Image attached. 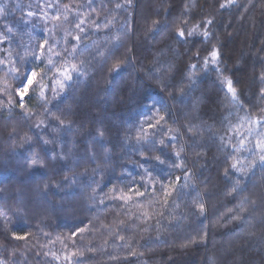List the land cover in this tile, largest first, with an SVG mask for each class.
Returning <instances> with one entry per match:
<instances>
[{
	"label": "trees",
	"instance_id": "obj_1",
	"mask_svg": "<svg viewBox=\"0 0 264 264\" xmlns=\"http://www.w3.org/2000/svg\"><path fill=\"white\" fill-rule=\"evenodd\" d=\"M261 156L264 0H0V264H264Z\"/></svg>",
	"mask_w": 264,
	"mask_h": 264
},
{
	"label": "snow or ice",
	"instance_id": "obj_2",
	"mask_svg": "<svg viewBox=\"0 0 264 264\" xmlns=\"http://www.w3.org/2000/svg\"><path fill=\"white\" fill-rule=\"evenodd\" d=\"M179 35L183 36V32H180ZM189 35H191V33H189ZM75 39L78 40L79 37H75ZM45 43H47V42H45ZM41 48H43V45L41 46ZM49 51H51V49H49ZM212 56H213V59H215L216 53L213 52ZM75 70H76V68H75V66H73V71H75ZM114 70L119 71V67H116ZM37 76H38V73L31 72L30 74H26L24 76V78L21 80L20 91H18V94L21 95V98L23 97L24 94L27 93L28 88L33 84L34 79ZM17 78H19V77H17ZM65 79H71V76L66 75ZM36 83H38V80L36 81ZM227 84H228V91L232 93V98H233V100H235L236 99V92H235V89L232 87V82L229 80V81H227ZM260 159L262 162H264V156H261ZM33 163H36V161L34 160ZM233 167L235 168L236 165L234 164ZM200 208H201V212H203V205H200Z\"/></svg>",
	"mask_w": 264,
	"mask_h": 264
},
{
	"label": "rangeland",
	"instance_id": "obj_3",
	"mask_svg": "<svg viewBox=\"0 0 264 264\" xmlns=\"http://www.w3.org/2000/svg\"><path fill=\"white\" fill-rule=\"evenodd\" d=\"M33 72V71H31ZM31 72H29L28 74H30ZM35 80V79H34ZM29 89V88H28ZM19 91H20V88H19ZM28 92V91H27ZM26 94L23 95V97L21 98V95H20V98L23 99L25 97Z\"/></svg>",
	"mask_w": 264,
	"mask_h": 264
}]
</instances>
